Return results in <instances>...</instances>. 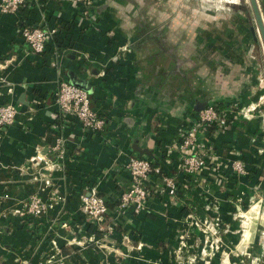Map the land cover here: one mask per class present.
Instances as JSON below:
<instances>
[{
	"label": "crops",
	"instance_id": "obj_1",
	"mask_svg": "<svg viewBox=\"0 0 264 264\" xmlns=\"http://www.w3.org/2000/svg\"><path fill=\"white\" fill-rule=\"evenodd\" d=\"M84 2L32 0L18 14L0 13V106L18 111L0 130V264H228L207 248L204 258L197 255L203 228L220 234L222 251L238 245L239 210L264 195L259 66L245 62L237 44L222 41L228 29L214 28L218 20L169 19L164 3L156 4L155 19L128 18L126 0ZM20 17L32 25L56 20L57 39L43 53H30L16 25ZM59 76L88 93L104 118L99 134L55 117ZM205 103L256 109L206 135L216 161L197 177L176 174V197L151 194L142 210L116 215L131 185L128 159L174 172L175 160L166 163L176 159L170 152ZM58 136L66 140L62 169L43 170L35 156L51 158L48 147ZM233 160L244 164L245 175L231 172ZM90 192L106 202L104 232L80 211V198ZM35 194L45 204L39 216L24 207ZM183 234L193 259L176 256Z\"/></svg>",
	"mask_w": 264,
	"mask_h": 264
},
{
	"label": "built area",
	"instance_id": "obj_2",
	"mask_svg": "<svg viewBox=\"0 0 264 264\" xmlns=\"http://www.w3.org/2000/svg\"><path fill=\"white\" fill-rule=\"evenodd\" d=\"M27 4H29L27 7L30 8L32 0H0V13L18 14L19 9ZM35 5L39 7L42 4L35 3ZM17 27L29 52L35 55L43 53L48 42L58 32L56 24L52 27L46 24L45 27H39V25H31L21 18L17 22ZM54 102L57 108L55 117L61 116L75 120L81 130L86 133L99 134L103 130L104 118L90 106L88 93L81 87L63 80L60 76L56 80ZM253 111H255L253 106L242 108L229 106L225 110H218L217 104L213 103H209L198 111L191 125L180 134L175 150L170 152V154L175 153L176 159L170 156L171 162L169 160L166 162L171 165L175 160L174 172L170 173L160 166H153L147 159L129 158L125 170L130 176L131 185L120 195L114 209L116 215H120L128 208L135 211L142 210L151 194L176 197L178 192L176 174H183L191 178L197 177L201 171L210 168L216 161L212 145L205 142L206 135L210 134L208 129L213 128L215 133L224 132L229 129L233 120L238 116L246 117ZM17 113V107L12 104L0 106V130L10 127L14 123ZM65 152L66 140L58 136L48 147V153L52 157L46 158L44 155L37 154L35 161L38 164H43V170L50 171L54 168L61 170ZM229 169L237 176L246 174L245 166L240 160H233ZM80 199L82 214L96 226L99 232H104V217L108 214L106 202L96 192L84 194ZM24 207L27 213L36 216L45 211V204L36 194L29 198ZM107 231L110 229L107 228Z\"/></svg>",
	"mask_w": 264,
	"mask_h": 264
},
{
	"label": "rangeland",
	"instance_id": "obj_3",
	"mask_svg": "<svg viewBox=\"0 0 264 264\" xmlns=\"http://www.w3.org/2000/svg\"><path fill=\"white\" fill-rule=\"evenodd\" d=\"M130 2L127 5L128 11L122 14L128 18L155 19L156 4H165V17L172 19H197L198 21L218 20L214 28H218L220 33L228 29L227 34L222 41L230 45L238 46L241 52H244L245 62L254 63L255 68L259 66L260 82L264 85V51L256 30L254 17L248 0H126ZM261 16L264 18V0H256ZM185 8L182 9L181 7ZM149 6V11H142L143 8ZM180 6V8H179ZM162 13V11L160 12ZM221 21L227 23L221 27ZM205 24V23H200ZM252 29V30H251ZM251 31L253 33L251 34ZM226 33V32H225ZM220 34V36H221ZM224 35V33H223ZM254 37V38H252ZM219 38V37H215ZM256 42V45L254 42ZM231 48V46H230ZM243 48V49H242ZM249 107V106H247ZM256 109V107H254ZM251 114V113H250ZM264 192V185H261ZM243 210H240V217L236 219L239 227V242L236 246L229 245L228 250H221L222 241L220 234L216 230L202 229V250L198 252V257L204 258L206 254H211L212 259L223 253L228 264H264V195L261 201L257 200L254 204H246ZM255 205L257 210L250 208ZM251 209V210H250ZM251 212L246 213V212ZM244 213V214H243ZM243 214V215H242ZM197 244L200 242L197 239ZM189 244L185 238V234L179 237L178 249L176 250L177 258L193 259V253H189ZM230 244V243H228ZM192 245V244H191ZM204 250V253H203ZM217 254V255H216Z\"/></svg>",
	"mask_w": 264,
	"mask_h": 264
},
{
	"label": "water",
	"instance_id": "obj_4",
	"mask_svg": "<svg viewBox=\"0 0 264 264\" xmlns=\"http://www.w3.org/2000/svg\"><path fill=\"white\" fill-rule=\"evenodd\" d=\"M248 2H249L251 12H252L253 17H254L256 30H257V33L259 35V38H260V41H261V44L263 47V51H264V23H263V18L260 14L256 0H248ZM202 107L203 106H201V108L198 109L197 111H200L201 109H203Z\"/></svg>",
	"mask_w": 264,
	"mask_h": 264
},
{
	"label": "trees",
	"instance_id": "obj_5",
	"mask_svg": "<svg viewBox=\"0 0 264 264\" xmlns=\"http://www.w3.org/2000/svg\"><path fill=\"white\" fill-rule=\"evenodd\" d=\"M27 6H29V4H27V5H25V6H23V7H21L20 9H19V11H18V13L21 11V10H23V9H27L28 7ZM21 18V17H20ZM22 19V18H21ZM18 20H19V18H18ZM28 23H30L28 20H26ZM18 22V21H17ZM56 20H48V23H47V20L45 21V22H39V23H35V24H33V25H39V27H45V24L47 25V26H49V27H52V26H54L55 24H56ZM31 25H32V23H30ZM17 25V24H16ZM252 33H253V31H252ZM59 34H58V32H57V35L55 36L56 37V39H57V36H58ZM55 40V39H54ZM209 103H205L204 105H203V107L202 108H204L206 105H208ZM217 109L218 110H225L226 108H224L221 104H218L217 105ZM215 130L213 129V128H209L208 129V132L210 133V134H215V132H214ZM217 134L218 133H221V132H216Z\"/></svg>",
	"mask_w": 264,
	"mask_h": 264
}]
</instances>
